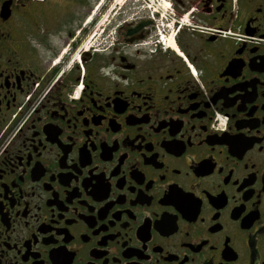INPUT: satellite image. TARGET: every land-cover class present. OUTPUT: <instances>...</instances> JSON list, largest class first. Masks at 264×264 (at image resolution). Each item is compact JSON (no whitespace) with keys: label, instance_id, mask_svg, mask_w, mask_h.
<instances>
[{"label":"flooded vegetation","instance_id":"obj_1","mask_svg":"<svg viewBox=\"0 0 264 264\" xmlns=\"http://www.w3.org/2000/svg\"><path fill=\"white\" fill-rule=\"evenodd\" d=\"M0 264H264V0H0Z\"/></svg>","mask_w":264,"mask_h":264}]
</instances>
